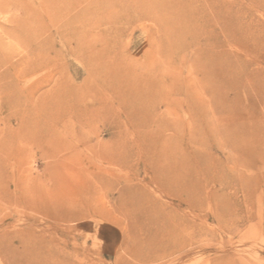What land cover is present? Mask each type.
<instances>
[{"label": "rangeland", "instance_id": "1", "mask_svg": "<svg viewBox=\"0 0 264 264\" xmlns=\"http://www.w3.org/2000/svg\"><path fill=\"white\" fill-rule=\"evenodd\" d=\"M56 3L0 0V157L13 150L0 181V264H264V0ZM96 68L149 87L143 128L161 132L157 146L146 149L145 130L114 103L85 133L65 131L85 136L77 160L63 156L74 148L51 155L57 144L34 130L38 98L87 79L113 94ZM16 85L34 93L15 96ZM110 151L130 162L105 161ZM176 152L198 187L194 207L160 193L140 160ZM141 186L144 209L128 189Z\"/></svg>", "mask_w": 264, "mask_h": 264}, {"label": "bare ground", "instance_id": "2", "mask_svg": "<svg viewBox=\"0 0 264 264\" xmlns=\"http://www.w3.org/2000/svg\"><path fill=\"white\" fill-rule=\"evenodd\" d=\"M48 0H45V2H47ZM53 3L57 2L56 5L58 4V6L61 4V6H71L76 0H51ZM83 1V0H81ZM113 1V0H112ZM70 4V5H69ZM48 5V3H47ZM86 10V9H85ZM84 10V11H85ZM89 11V10H88ZM31 14V13H30ZM29 14V15H30ZM85 14V13H84ZM28 15V16H29ZM32 16V15H31ZM79 15H76V17ZM38 17V16H37ZM40 18V17H39ZM26 19H30V18H26ZM78 19V18H77ZM21 20V19H20ZM36 20V19H35ZM38 20V18H37ZM73 19H71L68 23L71 24ZM27 22V20L25 21ZM27 25L26 27L23 26L22 28L30 30V26H28L29 24H25ZM31 32V31H30ZM28 34V33H26ZM76 34V33H75ZM74 35V34H73ZM84 37V36H83ZM70 38V37H67ZM72 38V37H71ZM81 38V36H80ZM82 40V38H81ZM73 41L75 42V39H73ZM73 41L71 40L72 44ZM69 42V41H68ZM80 42V41H79ZM85 42V40H84ZM70 43V42H69ZM86 43V42H85ZM88 43V42H87ZM83 44V42H82ZM71 45V44H69ZM86 44L81 45L82 47ZM90 46H93L92 43H90ZM88 46L91 50V47ZM73 47V46H72ZM80 47V46H79ZM94 47V46H93ZM71 48V47H70ZM81 48V47H80ZM94 49V48H93ZM88 50V51H90ZM92 51V50H91ZM34 69L35 67H31L29 69ZM114 70V69H113ZM95 73H99V75H101L102 70L98 71V69H94ZM112 71V70H111ZM113 73L109 72L110 74H106V75H101L102 81L105 83V85L109 88H111L112 93L110 95L109 94H103L101 92H98L94 87H92V85H90V83H88V79L85 81V85H84V89L80 90L78 88H75V86H69L68 88L64 87L63 85H57L54 89L47 91L46 93L42 94L39 98H38V109H40V112L42 113V115H44L45 117L42 118V120H38L37 123L34 125V130L41 132L40 136L45 138V140L49 139V141H53L52 145L55 143L57 144V146H55L52 151H51V155L52 156H56L59 153H62L63 151H66L67 149L69 150V148H74V152L75 155L72 154L70 155V157H68L67 153H65L63 156H65L66 159H70V161H74L75 159L77 160L79 158V154L78 153V146L84 142L85 140V136L80 135L79 134H75L73 133V138L76 140H69L66 139L65 136L66 132H69L70 126L71 128L73 127L75 128H79L82 131L84 130V127L86 125H88L90 122L94 121V120H98V118L100 117V113H104L105 112H109L110 110L112 111L113 108H111L112 106H114V103L118 104V107L120 109V111H122V114H124L126 116L127 119L130 120L131 125L134 127H137L138 129H144L143 127H148V120L150 119V116L152 113V111L149 113L150 116H146V113L143 114V112L147 111L149 112L151 110L150 108V103L148 102L147 98H149L148 96H145V92L148 93V90H144V89H148L146 87H144L142 84L140 85H134L133 82H135V80L133 79H129L126 80L125 78L128 77V74L125 76L122 75L119 71H112ZM125 72V71H124ZM126 73V72H125ZM91 75H94V72H90ZM136 77V75H134ZM133 76V78H135ZM132 77V76H131ZM128 79V78H127ZM137 80V79H136ZM139 84V82H138ZM146 84V83H145ZM20 85H16L15 88V92H12V94H14L15 96L19 95L22 96L25 95H30L34 93V90H32V92H30L31 90H24V89H20ZM23 90V91H22ZM150 93V92H149ZM90 95V98L93 102L94 105H89V101L86 100V96ZM110 97L113 100H110ZM148 95V94H147ZM92 104V103H91ZM98 104V106L96 105ZM112 105V106H111ZM115 108V107H114ZM150 108V110H149ZM136 110V111H135ZM110 111V112H111ZM134 112H135V116H137V119H134ZM121 113V112H120ZM120 114V115H122ZM148 114V113H147ZM69 117L71 119V124H66L65 123V117ZM136 118V117H135ZM161 122V120H159ZM159 122V123H160ZM125 123V122H124ZM162 123V122H161ZM165 123V122H164ZM167 123V122H166ZM122 124V122H121ZM151 124V123H149ZM123 125V124H122ZM126 125V124H125ZM130 125V126H131ZM167 126V124H166ZM61 127V128H60ZM140 127V128H139ZM31 127H27L25 130H30ZM131 129V128H130ZM132 130V129H131ZM136 131V129H134ZM66 131V132H65ZM71 131V130H70ZM123 131V130H122ZM149 129L147 128L144 133L146 135L145 139H142V144L146 147V149L150 150L154 145H156V142L160 141V137H162L161 132H156V133H152L153 131H151V133L153 134V136L148 132ZM73 132V131H72ZM76 132V131H75ZM84 132V131H83ZM82 132V133H83ZM85 133V132H84ZM128 133V132H127ZM126 133V134H127ZM141 133V131H140ZM139 133V134H140ZM134 134V133H133ZM71 135V134H70ZM128 135V134H127ZM141 135V134H140ZM144 135V136H145ZM69 136V135H68ZM136 136V135H135ZM155 136V138H154ZM72 137V136H71ZM150 139H148V138ZM153 137V138H152ZM120 139V138H119ZM153 139V140H151ZM169 139V138H167ZM48 141V140H47ZM170 141V140H169ZM116 142V141H115ZM51 143V142H50ZM168 143V141H166V144ZM176 143V141H175ZM175 143L173 144L175 146ZM118 144V143H117ZM161 144V143H160ZM164 144V142H163ZM177 144V143H176ZM85 145V144H84ZM124 145H128L126 143H124ZM73 146V147H72ZM117 146V145H115ZM129 146V145H128ZM157 146V145H156ZM80 147V146H79ZM176 147V146H175ZM155 148V147H154ZM170 148V147H168ZM103 149V148H102ZM171 149V148H170ZM105 150V149H104ZM112 150V149H111ZM119 150H121L119 148ZM139 150V149H138ZM145 151V149H143ZM157 150V149H156ZM163 150H166L163 148ZM80 151V150H79ZM102 151V150H101ZM106 151V150H105ZM104 151V153H105ZM113 151V150H112ZM110 151V153L112 152ZM169 151V149H168ZM171 151V150H170ZM173 151V150H172ZM171 151V152H172ZM180 151V150H179ZM4 152H6L5 156H1L0 157V181L3 179L5 180L6 178H10V174L7 173V171L4 169V166L6 164V162L10 163L11 160V153H13L12 148L11 149H7L4 150ZM3 152V153H4ZM103 152V151H102ZM120 152V151H119ZM143 152V151H142ZM153 152V151H152ZM80 153V152H79ZM115 153V152H114ZM121 153V152H120ZM168 153V152H167ZM170 153V152H169ZM178 152L175 153V157H169L171 156L170 154L167 155L166 158H164L165 156L160 155L159 157H153L151 159H140L145 165V169H147L148 167H150L152 169V183H154V185H157V190L159 189L160 193L163 192L166 196H171L172 198L175 197L177 198V200H179V204L182 203H186L188 204V207H194L196 206V192L198 190V187L196 188V186L192 185H187L185 182V175L186 173L188 174V171L185 170L187 167H185V160L184 158H186L185 156L183 157L182 161L179 157V155L177 154ZM101 154V152H100ZM99 154V155H100ZM113 154V153H111ZM129 154V153H128ZM181 154V153H180ZM165 155V154H164ZM102 157L106 158V160H108L110 163H116L119 164L121 163L122 165H128V163L130 161L129 158L130 155H118V156H114V154L111 156L107 155H103L101 154ZM197 156V155H196ZM137 157V156H136ZM143 157V156H142ZM141 157V158H142ZM146 157V156H145ZM172 158H175L176 160H173ZM198 158V157H197ZM103 159V158H102ZM135 159V158H134ZM137 159V158H136ZM4 160H8V161H4ZM139 160V159H138ZM173 160V161H172ZM197 160V159H196ZM107 161V162H108ZM137 161V160H136ZM119 162V163H118ZM197 162V161H196ZM96 163V162H95ZM191 163V162H190ZM137 164V163H136ZM104 166V164H103ZM187 166V165H186ZM191 167V165H189ZM197 166V164H196ZM102 167V165H101ZM126 167V166H125ZM129 167V166H128ZM193 167V166H192ZM70 168V173H72V175H75L77 179H80V177H83L84 173L88 174V176H91L93 178H96L97 181L96 183L101 179L100 178V174L99 172H85L83 170H78L76 171L75 169ZM104 168H102L103 170ZM191 169V168H189ZM137 170V169H136ZM149 170V169H148ZM100 171V170H99ZM104 171V170H103ZM106 171V170H105ZM108 171V170H107ZM135 171V170H134ZM197 171V169H196ZM186 172V173H185ZM191 173V172H190ZM196 173V172H195ZM105 174V173H104ZM113 174V173H112ZM132 174V173H131ZM136 174V173H134ZM197 174V173H196ZM102 175V174H101ZM115 175V174H114ZM145 175V174H144ZM193 175V173H192ZM104 177V175H102ZM101 176V177H102ZM131 176V175H130ZM187 176V175H186ZM190 176V175H189ZM98 177V178H97ZM114 177V176H112ZM133 177V176H132ZM135 177V176H134ZM107 178V177H106ZM145 178V177H144ZM189 178V177H186ZM99 179V180H98ZM117 179V178H116ZM120 179V178H119ZM193 179V178H191ZM104 180V179H103ZM107 180V179H106ZM129 180V179H128ZM134 180V179H131ZM95 181V180H94ZM109 181V180H108ZM119 181V180H117ZM144 181V180H143ZM193 181V180H192ZM191 181V182H192ZM86 181H84L83 183H85ZM112 182V180H111ZM130 182V181H129ZM138 182V181H137ZM188 182V181H187ZM194 182V181H193ZM94 183V182H93ZM104 183V181H103ZM113 183V182H112ZM132 183V182H131ZM134 183V182H133ZM152 183H151V187H152ZM87 184V182H86ZM95 184V183H94ZM106 183H104L105 185ZM115 184V183H114ZM113 184V185H114ZM141 184V183H140ZM189 184V183H188ZM108 185V183H107ZM110 185V184H109ZM146 185V184H145ZM197 185V183L195 184ZM87 186V185H86ZM96 186V185H95ZM101 186V185H99ZM111 186V185H110ZM134 186V185H133ZM192 186V187H191ZM103 187V186H102ZM106 187V185H105ZM96 188V187H95ZM111 188V187H110ZM146 188V186H145ZM145 188L143 186L141 187H136L133 191L132 188H128L129 191L131 192H135L137 197L136 200L138 202L137 207H142V209L146 208V205H144V203L146 202V200H151L150 196H148V194L146 193L147 191H145ZM174 188V189H172ZM109 189V188H108ZM153 189V188H152ZM84 190V188H83ZM150 191V190H149ZM155 191V190H154ZM6 193H8L6 191ZM134 193V194H135ZM159 193V194H160ZM186 194V197H183L182 195ZM128 195V194H127ZM164 195V196H165ZM163 198V195H161ZM160 196V197H161ZM154 198V197H153ZM161 198V200H162ZM170 198V197H169ZM129 199V198H128ZM157 199V198H156ZM171 199V198H170ZM155 200V199H154ZM151 201L152 204V208H154L155 210H158V208H160L159 204L155 201ZM159 200V199H158ZM160 200V201H161ZM174 201V200H173ZM135 202V201H134ZM133 203V202H132ZM166 204V203H165ZM178 204V203H177ZM60 205V204H59ZM127 205V204H126ZM183 205V204H182ZM58 206V205H57ZM162 206V205H161ZM169 206V205H168ZM174 206V205H173ZM37 207V206H36ZM59 208H62L61 206H58ZM136 207V208H137ZM172 208V206H169ZM40 208V207H39ZM38 208V209H39ZM164 208V207H163ZM162 208V209H163ZM123 209V207H122ZM140 209V208H138ZM141 209V211H142ZM129 210V209H128ZM133 210V209H132ZM135 210V209H134ZM165 210V209H164ZM164 210H162L164 212ZM100 211V210H98ZM131 211V208H130ZM140 211V210H139ZM169 212V211H168ZM172 212V211H171ZM124 213V212H123ZM158 213H156L157 215ZM169 214V213H168ZM145 215V214H144ZM138 218V217H137ZM143 218V217H142ZM153 218V217H152ZM156 221L160 222L161 221V217L157 216L156 217ZM145 219V218H144ZM148 219V218H147ZM136 220V219H135ZM141 222V221H140ZM139 222V223H140ZM138 224V223H137ZM143 224V223H142ZM141 228V227H140Z\"/></svg>", "mask_w": 264, "mask_h": 264}]
</instances>
